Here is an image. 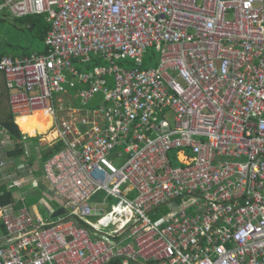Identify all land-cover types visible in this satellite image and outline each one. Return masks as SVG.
I'll use <instances>...</instances> for the list:
<instances>
[{
    "label": "built area",
    "instance_id": "obj_1",
    "mask_svg": "<svg viewBox=\"0 0 264 264\" xmlns=\"http://www.w3.org/2000/svg\"><path fill=\"white\" fill-rule=\"evenodd\" d=\"M0 11L50 24L48 54L4 55L0 73L16 121L51 118L33 136L60 145L42 162L44 197L68 210L0 202V264H264V0H0ZM92 57L106 64L73 63ZM8 163V189L38 186L29 163L16 178Z\"/></svg>",
    "mask_w": 264,
    "mask_h": 264
},
{
    "label": "rangeland",
    "instance_id": "obj_2",
    "mask_svg": "<svg viewBox=\"0 0 264 264\" xmlns=\"http://www.w3.org/2000/svg\"><path fill=\"white\" fill-rule=\"evenodd\" d=\"M0 47L5 48L6 55H12L14 53H20L21 51H26L28 54H36L40 52L44 44H42L38 39L33 37V35L26 29L25 23H21L20 21L16 20L14 17H12L7 11H0ZM26 48V49H23ZM152 60L149 63H146V65H143V68L147 67H153L156 66L158 63V58H159V53H156V55H151ZM102 61L105 63V61L102 59ZM148 61V59H147ZM120 65L125 66V67H132L133 65L125 64L123 61H117ZM82 66H84V63H81ZM4 91L6 92V89L4 90L3 86V76L0 73V109H9V98L5 96ZM3 94V95H2ZM102 95L101 94H96L95 99L92 101L94 103V106L97 104L102 103ZM32 115V114H31ZM51 123L49 121L48 128L50 127ZM47 128V130H48ZM46 130V131H47ZM45 131V132H46ZM42 132V133H45ZM40 133V132H36ZM34 136V135H33ZM39 138V137H38ZM37 138V139H38ZM43 138V137H41ZM45 138L47 140H50V136L46 135ZM28 143V151L29 154L26 155L25 157H30L31 161H28V163L36 162L34 164V171L41 170V158H40V153L38 152V149L36 147H33L36 142L30 141V139L26 142ZM10 144L7 135L1 130H0V158H3V154L5 152L6 147H8ZM26 145V144H25ZM44 145V144H43ZM47 147L45 145L43 148ZM175 150L170 152V157L172 159V165L174 166H179L180 163L176 160H174ZM10 169V167H9ZM12 170H7V172H11ZM33 176H37V172L33 173ZM3 176L0 174V183L6 181L5 179L2 178ZM14 187L13 189H15ZM38 188V186H34L33 189ZM31 191H25L23 189H18L17 192H21L24 196V198H28V196L33 195L35 190ZM50 195V194H48ZM45 199V198H44ZM44 199H42V196L36 200V202L30 205V209H32V212L34 213V207L37 211H39L44 217L49 216L51 219H56L59 216H65L68 213V210L63 206L61 202L58 200L54 199L53 197H50L49 200L47 199L46 202H44ZM115 199H110V203H115ZM184 200L178 199L174 202H171L170 205H166L162 208V214H168L176 208H178V205H182V207L185 205ZM109 207L106 206V209ZM49 209H52L54 212L49 214Z\"/></svg>",
    "mask_w": 264,
    "mask_h": 264
},
{
    "label": "trees",
    "instance_id": "obj_3",
    "mask_svg": "<svg viewBox=\"0 0 264 264\" xmlns=\"http://www.w3.org/2000/svg\"><path fill=\"white\" fill-rule=\"evenodd\" d=\"M16 20L20 21L21 23H25L26 29L35 37L38 39L42 44H44L43 49L36 53L35 55H42V54H48L49 49L45 45V36L50 29V24L49 22L45 19V15H27L23 17H16ZM26 49V48H23ZM6 55L5 48L0 47V57ZM154 55V54H153ZM13 58L16 57H25V56H31V54H28L26 51H21L20 53H14L11 55ZM152 60L151 56L148 58V61H145L146 63H149ZM74 65L77 66L79 70H91L96 66H101L105 65L104 62L102 61L101 58L98 57H92L90 62L85 63L84 66H82V62H79V60H74L73 61ZM79 88H72L69 89V92L74 94L76 90ZM6 89V92L4 91V94L6 97L9 98V91L6 87V84L4 82V90ZM3 95V94H2ZM94 102H91L89 104V107H94ZM76 105H79L77 102ZM96 106V105H95ZM50 117H43V118H30L26 119L21 122V130L18 127V124L14 118V115L11 112L10 106L9 109H0V127L6 132L8 136V140L10 141V144L8 147H6L5 152L3 154V159L5 160H17L19 161L22 156L25 155V141H23L22 133L26 134H33L35 135L36 132H45L48 128ZM38 137H31L28 138L30 141L38 142ZM60 149V145H54L53 147H48V148H42L41 153H40V158L42 161L48 159L50 156H52L54 153H56ZM31 161V159H30ZM40 174V170L37 171V175ZM34 188V187H33ZM31 188V189H33ZM14 190L15 189H7V184L6 183H1L0 184V202L3 205H9L11 204L10 202L13 201L14 197ZM35 190L33 195L28 196L24 199L25 204H32L36 202L41 196L43 197L42 193V188L38 187ZM29 191H31L29 189ZM21 202L18 201L14 205V208L17 209L21 206ZM30 206V205H29Z\"/></svg>",
    "mask_w": 264,
    "mask_h": 264
},
{
    "label": "crops",
    "instance_id": "obj_4",
    "mask_svg": "<svg viewBox=\"0 0 264 264\" xmlns=\"http://www.w3.org/2000/svg\"><path fill=\"white\" fill-rule=\"evenodd\" d=\"M14 18H16V17H14ZM45 19H46V17H45ZM2 74V73H1ZM3 76V75H2ZM4 82H5V79H4V76H3V86H4ZM35 114V113H34ZM33 115V114H32ZM31 115V116H32ZM43 117H49V116H41V117H38V118H43ZM17 124H18V127H19V129L21 130V122L22 121H20V119L18 118L17 119ZM0 130H1V132L3 131L5 134H6V132L0 127ZM22 132V131H21ZM7 135V134H6ZM29 136H32L33 137V134H28ZM46 136V135H45ZM45 136H43V138H41V139H43V140H38V142H36L35 144H34V146L33 147H36V149H38V152L39 153H41V150H42V148L45 146V145H47L46 144V142L45 141H47V139L45 138ZM7 138H8V136H7ZM28 141V140H27ZM26 141V142H27ZM10 142V141H9ZM25 142V143H26ZM28 143H26V149H25V151H27L28 152V154H29V151L27 150L29 147H28V145H27ZM44 144V145H43ZM1 147V146H0ZM49 146L47 145V147H45V148H48ZM26 156V154L24 155V156H22L21 158H20V160L19 161H17V160H8V167L4 170V173L5 174H9V176H13V177H15L16 178V176L18 177V176H24V177H26L25 175L27 174L24 170H23V173L20 171H17L16 169H17V165H18V163H21V162H25V163H28V161H30V157H25ZM3 158H0V160H2ZM42 160H41V167H42ZM36 162H34L33 160H32V162H30L29 163V165H31L32 167H34V164H35ZM9 167H10V169H9ZM7 170H12L11 172H7ZM34 172H37L36 170L35 171H33V173ZM36 180H37V182H38V187H40V188H42V193H43V197H42V199H44L45 197H44V193H46V189H45V186H44V184L42 183V171L40 170V174L39 175H37L36 177H34ZM6 181H4V182H1V183H6L7 185H8V183L10 184L11 183V181L9 180L8 181V179H5ZM13 181V180H12ZM0 183V184H1ZM8 189V188H7ZM18 189L20 190V189H23V190H25V191H29V189L30 190H32L31 189V187H30V185H27V186H24V187H22V188H18V187H16L15 188V190H14V197H13V201L12 202H10L11 203V205L14 207V205L16 204V203H18V201H20L21 202V204L23 203L22 202V200H21V198H24L23 196V194L21 193V192H17L18 191ZM25 199V198H24ZM44 200H46V199H44ZM33 205V204H32ZM22 206V205H21ZM26 206L28 207V208H30L29 207V205L28 204H26ZM34 209V212H36L37 210L35 209V207L33 208Z\"/></svg>",
    "mask_w": 264,
    "mask_h": 264
},
{
    "label": "bare ground",
    "instance_id": "obj_5",
    "mask_svg": "<svg viewBox=\"0 0 264 264\" xmlns=\"http://www.w3.org/2000/svg\"><path fill=\"white\" fill-rule=\"evenodd\" d=\"M35 113V114H34ZM33 113V115L31 116V115H28V116H23V117H19V119H20V121H24V120H26V119H30V118H38V117H41V116H47L44 112H42V111H36V112H34ZM50 123H51V118H50ZM47 135H49L50 136V140L55 136V134L54 133H49V134H47Z\"/></svg>",
    "mask_w": 264,
    "mask_h": 264
}]
</instances>
